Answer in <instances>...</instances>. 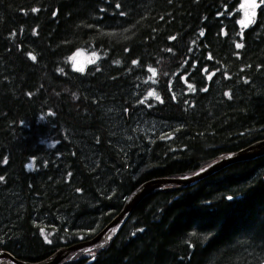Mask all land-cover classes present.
<instances>
[{
    "label": "trees",
    "instance_id": "obj_1",
    "mask_svg": "<svg viewBox=\"0 0 264 264\" xmlns=\"http://www.w3.org/2000/svg\"><path fill=\"white\" fill-rule=\"evenodd\" d=\"M243 1L0 0V252L45 261L145 182L264 140V5L242 29ZM79 48L102 54L83 73ZM109 242L58 264H264V155L145 195Z\"/></svg>",
    "mask_w": 264,
    "mask_h": 264
},
{
    "label": "water",
    "instance_id": "obj_2",
    "mask_svg": "<svg viewBox=\"0 0 264 264\" xmlns=\"http://www.w3.org/2000/svg\"><path fill=\"white\" fill-rule=\"evenodd\" d=\"M264 150V140L251 144L245 148H241L239 151H236L229 156H224V158L218 162L211 163L206 168L198 171L194 175L181 177V178H168V179H156L152 181L145 182L142 184L127 200L124 209L121 211L117 217L114 218L113 222L118 225V228L115 230L114 233L121 228L127 218L130 216L136 205L141 201V199L149 194L153 193L158 188L163 187L167 183H180L184 186L176 187V189H181L190 185L196 184L199 180L212 175L213 173L223 169L224 167L228 166L229 164L255 159L262 154L261 152ZM172 189V188H170ZM98 237L94 238L93 240H89L83 243H78L68 247H62L59 249L54 255L51 261L47 259L45 261L39 263H25L19 260H16L10 253L5 252L7 257H10L21 264H58L63 261L66 257H68L73 251L80 250L85 247L97 246ZM110 241V240H109ZM103 244V242L101 243ZM99 246V245H98ZM51 258V257H50ZM49 259V258H48ZM48 261V262H47Z\"/></svg>",
    "mask_w": 264,
    "mask_h": 264
},
{
    "label": "snow or ice",
    "instance_id": "obj_3",
    "mask_svg": "<svg viewBox=\"0 0 264 264\" xmlns=\"http://www.w3.org/2000/svg\"><path fill=\"white\" fill-rule=\"evenodd\" d=\"M261 5H264V0H259V3L257 2V0H244V3L240 4V9L243 10V19H241L239 21V23L242 25V29L248 27L249 25L255 23V17H256V10L257 8L261 7ZM117 7H119V5H117ZM33 11H38V9H33ZM124 13H121V15H123ZM243 34V31L241 32V35ZM201 36L204 35L203 32L200 33ZM170 39H175V37H170ZM244 45L242 43H237L236 44V48H243ZM169 51H171V49H169ZM80 53H77L76 55L72 56L70 59L72 60V67L74 68V70L83 73L85 71L86 65L85 63L81 62L78 57H79ZM30 58L35 61L37 58L35 55H32L31 53L29 54ZM93 56L95 57V59L89 58L87 60L88 64H95L96 60L99 59V56L96 55V53H93ZM116 63H119V61H116ZM133 64L138 63V61H133ZM61 71H63V69H61ZM149 71L152 73V75L149 77V80H153V82H155V77L157 76V69L155 68H149ZM205 71H207V69H205ZM214 75V73L212 74ZM212 75H209L208 79H212ZM189 90L190 91H195L194 86L189 85ZM148 97H155V99L157 101H161V97L153 90V91H149L147 94ZM144 101H141V103H143ZM162 102V101H161ZM29 168L32 167V165L30 164L28 166ZM3 177H0V180H2ZM229 199H232V197H229ZM44 239L46 241H48L49 243L51 241L48 240V236L45 235ZM91 251V250H89Z\"/></svg>",
    "mask_w": 264,
    "mask_h": 264
},
{
    "label": "bare ground",
    "instance_id": "obj_4",
    "mask_svg": "<svg viewBox=\"0 0 264 264\" xmlns=\"http://www.w3.org/2000/svg\"><path fill=\"white\" fill-rule=\"evenodd\" d=\"M76 51V50H75ZM239 151V150H238ZM262 154H264V150L261 152ZM230 155V154H229ZM229 155H227V156H229ZM226 156V157H227ZM261 156H263V155H261ZM261 156H259V157H261ZM224 158V157H223ZM223 158H220L219 160H217V161H215V162H218V161H220V160H222ZM258 158V157H257ZM206 178V177H205ZM200 181V180H199ZM180 186H184V185H182V184H180V183H167L166 185H164L163 187H161V188H158V189H163V188H165V189H170V188H172L173 190H175L176 189V187H180ZM188 187V186H187ZM184 188H186V187H184ZM182 189V188H181ZM178 190V189H177ZM118 228V225L117 224H115L113 221L104 229V230H102L97 236H95L94 238H96V237H98V240H97V243H96V245L98 246V244L104 239V237H105V235L106 234H108V232L109 231H112V230H114V232H115V230ZM118 231V230H117ZM115 234V233H114ZM113 236V235H112ZM93 238V239H94ZM93 239H91V240H93ZM111 239V238H110ZM86 242V241H85ZM81 243H83V242H81ZM110 243V242H109ZM104 245H106V244H104ZM97 246H91V247H85V248H82V249H80L81 251L82 250H84V249H92V248H99V247H97ZM100 247H102V246H100ZM79 251V250H78ZM7 253H10L16 260H19V259H17L11 252H9V251H6ZM52 258H53V256L51 257V258H49L48 259V261H51L52 260ZM1 259H9L10 261H11V263H9V264H21L20 262H18V261H16V260H14V259H12V258H10V257H7L6 255H5V252H0V260ZM19 261H21V262H24V261H22V260H19ZM47 261V262H48ZM25 263H28V262H25Z\"/></svg>",
    "mask_w": 264,
    "mask_h": 264
},
{
    "label": "rangeland",
    "instance_id": "obj_5",
    "mask_svg": "<svg viewBox=\"0 0 264 264\" xmlns=\"http://www.w3.org/2000/svg\"><path fill=\"white\" fill-rule=\"evenodd\" d=\"M259 2V1H258ZM243 3H244V1H243ZM243 11V10H242ZM243 15H244V13H243ZM243 19V18H242ZM77 53H80V55H79V57H78V59L81 61V62H83V63H85V65H86V68H85V71H86V69L88 68V66L89 65H91V64H88L87 63V60L89 59V58H92V59H95V57L93 56V53H96V55L97 56H99V59L101 58V56H102V54H101V52L99 51V50H96V49H91V48H79L78 50H76L75 52H73L70 56H69V61L71 62V66H72V60L70 59L72 56H74V55H76ZM99 59L98 60H96V62H98L99 61ZM73 68V67H72ZM74 69V68H73ZM215 162V161H214ZM213 162V163H214ZM108 226V225H107ZM106 226V227H107ZM105 227V228H106ZM104 228V229H105ZM103 229V230H104ZM112 235H114V230H112V231H109L108 232V234H106L105 235V237H104V239L98 244L99 246H97V247H100V246H103L104 244H107L108 242H109V240H110V238L112 237ZM103 242V244H101ZM84 250H89V249H84ZM79 251H81V250H79ZM52 257V256H51ZM48 260V259H47ZM9 263H11V261L9 260V259H1L0 260V264H9Z\"/></svg>",
    "mask_w": 264,
    "mask_h": 264
}]
</instances>
